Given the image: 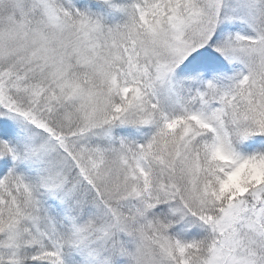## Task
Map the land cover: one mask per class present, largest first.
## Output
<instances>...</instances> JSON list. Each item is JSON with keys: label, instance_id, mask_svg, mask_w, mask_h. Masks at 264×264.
I'll return each instance as SVG.
<instances>
[{"label": "snow or ice", "instance_id": "6c2138e0", "mask_svg": "<svg viewBox=\"0 0 264 264\" xmlns=\"http://www.w3.org/2000/svg\"><path fill=\"white\" fill-rule=\"evenodd\" d=\"M0 264H264V0H0Z\"/></svg>", "mask_w": 264, "mask_h": 264}]
</instances>
